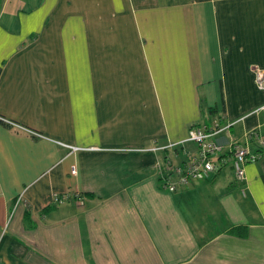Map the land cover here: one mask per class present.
Here are the masks:
<instances>
[{"label":"crops","instance_id":"obj_1","mask_svg":"<svg viewBox=\"0 0 264 264\" xmlns=\"http://www.w3.org/2000/svg\"><path fill=\"white\" fill-rule=\"evenodd\" d=\"M254 67L264 0H2L0 264H264ZM216 118L260 158L165 190Z\"/></svg>","mask_w":264,"mask_h":264},{"label":"built area","instance_id":"obj_2","mask_svg":"<svg viewBox=\"0 0 264 264\" xmlns=\"http://www.w3.org/2000/svg\"><path fill=\"white\" fill-rule=\"evenodd\" d=\"M254 82L259 91L264 92V69L252 68ZM262 112L264 115V105L259 107L254 113ZM4 122L3 119L0 118ZM9 124V123H8ZM234 123H222L220 119H213L210 125L193 126L188 132L187 138L182 143H192L196 146V153L184 152V161L175 165L169 159L157 164L158 176L163 188L170 193L183 189L201 179H205L210 174L216 173L230 164L231 170L236 181L242 182L245 179V166L255 162L260 158L257 153H252L246 146H241L235 142L229 143L228 149L221 145L217 136L227 131ZM32 135L39 137L38 134L30 132ZM248 138H256L259 145L264 148V137H259L255 131L247 134ZM176 144L169 145L168 148H176ZM158 148L155 150H164ZM78 148L71 147L75 152ZM70 173L74 175L76 170L71 168ZM23 195L20 194L14 205L13 212ZM65 196L54 194L52 202L60 204ZM12 212V213H13Z\"/></svg>","mask_w":264,"mask_h":264},{"label":"trees","instance_id":"obj_3","mask_svg":"<svg viewBox=\"0 0 264 264\" xmlns=\"http://www.w3.org/2000/svg\"><path fill=\"white\" fill-rule=\"evenodd\" d=\"M1 1H2V0H0V3H1ZM159 180H160V179H159ZM160 181H161V180H160ZM233 233L238 234V235H241V236H244V235H243V232L241 233V229H240V228L234 229V230H233Z\"/></svg>","mask_w":264,"mask_h":264},{"label":"rangeland","instance_id":"obj_4","mask_svg":"<svg viewBox=\"0 0 264 264\" xmlns=\"http://www.w3.org/2000/svg\"><path fill=\"white\" fill-rule=\"evenodd\" d=\"M162 162H163V161H162ZM72 167H74V168H75V170H76V166H75V165H72V166H71V168H72ZM70 171H71V170H70Z\"/></svg>","mask_w":264,"mask_h":264}]
</instances>
